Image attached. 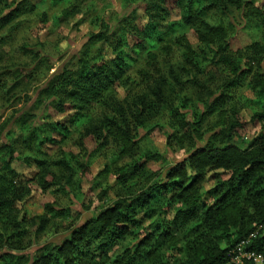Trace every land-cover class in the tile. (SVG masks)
Instances as JSON below:
<instances>
[{
	"label": "trees",
	"instance_id": "obj_1",
	"mask_svg": "<svg viewBox=\"0 0 264 264\" xmlns=\"http://www.w3.org/2000/svg\"><path fill=\"white\" fill-rule=\"evenodd\" d=\"M58 1L61 0L52 3ZM64 2L69 4V0ZM233 8L234 0H151L147 10L156 23L143 28L134 24L131 31H122L112 41L129 47L131 55L123 51L119 54V62L125 64L127 56L130 61L135 57L133 62L139 58L155 59L157 46L167 51L158 61L161 71L130 102L129 114L136 121L135 127L124 119L117 122L111 115L104 119L103 130L96 139L101 148L113 144L117 151L97 177L104 175V179L111 178L125 188L135 186L134 179L144 176L146 162L158 158L155 152L141 149L151 132L163 131L165 121L169 146L178 142L182 149L187 145L188 151L165 174L157 173L152 179L144 177L136 193L118 195L117 200L85 221L65 225L71 211L55 201L42 204L43 213L31 217L21 215L18 206L32 189L41 194L51 190L73 196V186L82 190V180L88 177L92 165L86 168L79 164L78 174L72 165L76 162L73 155L54 159L51 163L61 170L60 179L66 188H55L46 180L47 169L44 175L36 172L32 179H26L13 168V163L23 155H27L25 161L33 163L34 156L27 153L36 146L35 155H47L41 148L52 141L30 125L23 113L8 125L6 136L0 129V140H7L0 143V227L12 229L7 239L0 232V264H226L228 251L260 226L263 231L255 244L257 251L264 254V44L235 47L238 28L232 17ZM69 12L65 11L63 18ZM174 12L177 19L171 20ZM31 17L41 23L48 20L47 13L29 0H0V33L6 34L0 36V99L21 92L23 81L34 77L30 65L33 54L39 55L35 45L40 41L31 44L21 34ZM166 19L171 22L164 27L161 22ZM261 28L264 23L257 22L255 31L264 40ZM244 29L248 30V25ZM96 36L105 39L103 33ZM189 36L195 39L196 49L190 45ZM225 36L230 39L224 40ZM95 38L87 37L73 65L79 66L76 70L89 89L94 87L95 79L88 77L94 78L100 72V56L105 55L97 49L96 62L85 59L91 52L89 41ZM167 39L170 42L166 43ZM12 44L15 47L6 52L4 47ZM110 54L107 51L106 55ZM129 80L133 82L131 76ZM245 82L255 93V98L246 104L252 111L248 122L241 118L231 97ZM213 84L215 92L207 86ZM121 88L125 86H116V91ZM190 90L199 92L192 109L202 110L192 122L181 113L194 103L188 97ZM18 100L17 95L12 102ZM120 111L123 113V109ZM6 112H0V118H5ZM92 119L81 111L73 124L84 127ZM249 123L260 131L242 147L235 143V136L245 131ZM16 130L20 134L13 138ZM131 131L135 132L134 137H130ZM56 132L68 139L72 126L64 128L58 124ZM81 140L91 142L86 137ZM124 158L134 161L120 165ZM189 170L194 174L190 175ZM82 171L86 175H81ZM209 175L214 184L203 194ZM84 195L77 191L75 202L79 203ZM101 195L92 196L91 209L102 200Z\"/></svg>",
	"mask_w": 264,
	"mask_h": 264
},
{
	"label": "clouds",
	"instance_id": "obj_2",
	"mask_svg": "<svg viewBox=\"0 0 264 264\" xmlns=\"http://www.w3.org/2000/svg\"><path fill=\"white\" fill-rule=\"evenodd\" d=\"M150 2L151 0H86L83 6L84 11L77 19H84L89 8L93 9L96 13V24L92 26L89 35L96 38L89 41L91 52L85 59L89 63L96 62L97 49L100 50V53L105 51L111 53L110 55L100 56V72L94 78L88 77L89 79H95L93 88L89 89L86 87L84 77L76 70L79 66L73 67L75 60L70 58L73 54L68 52L61 44L65 33L58 31L50 40H42L35 45L39 50V55L33 54V62L30 65L34 77L23 81V91L0 99V112L7 109L8 115L11 116V120H8L7 117L0 118V129L4 130L5 136L8 125L21 115V112L15 111L16 107L20 106L24 118L29 124L40 129L41 135L48 137L52 141L46 149L47 155H35L38 150L36 146L33 147L31 153L27 154L34 156L32 167L29 171L41 172L44 175V169H47L48 174L44 178L50 181L55 188H66L67 185L60 179L61 170L54 167L51 162L72 144L78 143L79 137L89 139L91 146L84 144L80 140L79 146L75 150L77 153L75 159L86 168L90 165L101 163V157L107 149L99 146V141L96 137L101 135L103 121L109 114L117 122L124 119L125 123L130 124L132 128L135 127L136 121L129 114L130 102L139 91L137 85L140 88L145 87L151 79L155 78V74L161 71V65L158 61L163 57L167 49L157 46L159 51L156 52L155 59L141 60L139 58L138 62H133L135 57H133V61L128 59V56L131 55L129 47L123 42L112 44V41L122 31H131V26L134 24L143 28L156 23L152 20L151 13L147 10V5ZM234 3L236 8L231 9V12L232 17L235 18L234 23H236L237 28L243 29L245 25H248V34L250 36L255 35L256 23H264V0H234ZM92 19V16L87 17L86 27L91 24ZM170 22L169 19H166L161 24L168 25ZM74 23L75 21H72L64 27L71 30V26ZM49 26H51V21H49ZM177 32H179V29H177ZM260 32L264 34V28H261ZM97 33H103L105 39H99L96 36ZM234 34L232 33V35ZM3 35L6 34L0 33V36ZM223 39H230V36H225ZM168 42H170L169 39L166 40V43ZM261 43L264 44V40ZM121 51L128 53V63L126 64L119 62L122 59L119 55ZM130 76L135 80V83L129 80ZM217 76H220L219 72H217ZM120 85L125 86L127 96L117 93L116 86ZM17 95L19 96L17 104H12V101L16 100ZM0 97H3V92H0ZM5 100H7V103L4 102ZM9 104H12L11 108L8 107ZM121 109H123V113L120 111ZM81 111L88 113L93 118L92 122L84 127L73 124V121L76 120ZM132 111H138V109H132ZM96 117H99V120L95 119ZM125 117L127 118L125 119ZM58 124L64 128L72 126V135L67 141L57 136ZM167 132L168 124L165 121L162 134H167ZM19 134L20 130L14 131L13 138H16ZM105 135L107 134L105 133ZM134 136L135 132L131 131L130 137ZM6 142V139L0 140V143ZM199 146L197 144V147ZM180 147L181 145L173 143L172 148L168 151L178 152ZM183 147L187 152V145H183ZM43 151L41 150V152ZM164 155H167V153H164ZM153 159L156 158L153 157ZM37 161H46L47 163H37ZM172 162L171 160L165 162L161 159L158 166L166 169L167 164ZM111 167L115 171V166ZM189 174L193 175L194 173L189 170ZM81 175H86V173L82 171ZM98 182L102 187L104 175L99 176ZM77 191L82 192L78 186L74 185L72 195L75 196ZM62 198L67 199L68 197L64 196ZM25 199H27L26 196L19 201V205H24ZM29 204H31V201H29ZM28 210L27 205L20 209L21 213ZM22 227H28V225H22ZM11 231L12 229L0 227V232H4V239H7ZM30 231H34V229H30Z\"/></svg>",
	"mask_w": 264,
	"mask_h": 264
},
{
	"label": "rangeland",
	"instance_id": "obj_3",
	"mask_svg": "<svg viewBox=\"0 0 264 264\" xmlns=\"http://www.w3.org/2000/svg\"><path fill=\"white\" fill-rule=\"evenodd\" d=\"M18 0H8L9 3H14ZM31 3L35 4L38 8H42L43 11L47 13L48 20L46 22L41 23L40 20L36 19V17H31L30 22L28 24H25V29L22 30L21 34L29 40L31 44L35 43L37 40L40 42L42 40H50L53 36L57 34L58 31H62L65 33L64 39L61 41V44L67 49L68 52H71L73 55L70 57L74 60V57L79 54V51L81 50L82 45L87 41V37L89 36V33L91 31L92 26L96 24V13L93 9L89 8L88 13L85 14L84 19H77L78 16L81 15V13L84 11L83 6L85 5L86 0H69V4L65 3V0L58 1L56 3H52V0H29ZM69 10V14L67 17H64V12ZM92 16L93 19L91 20V24H87V17ZM177 19V13H172L171 20ZM49 21H51V26H49ZM75 21L74 24L71 26V30H69L67 27H64L65 25L69 24L70 22ZM165 27V25H164ZM236 39H237V46L236 48H245L255 42H261V35L259 32L255 31V35L250 36L248 34V30L243 29H237L236 31ZM188 41L190 45L196 49L197 43L195 39L192 36L188 37ZM15 46L12 44L11 46H5L4 49L7 51H10ZM235 48V49H236ZM107 51L103 52L102 54L106 55ZM172 64L176 65L177 62L175 59H172ZM164 74L166 73V70L163 71ZM182 74V72H181ZM135 83V80L133 79V82ZM209 91L215 92L216 91V85H207ZM24 88V87H23ZM23 88L21 91H23ZM137 88H139V91L136 94L141 93L144 90L143 88H140L139 85H137ZM117 93L120 95L127 96V92H125V88H121L117 90ZM197 91L190 90L188 93V97L194 102L191 103L187 109L181 110V113L186 114V118L188 121H196L195 115L202 112L201 108L198 110H193L192 108L195 107V97L197 96ZM203 95H206V92L202 93ZM184 95V94H183ZM231 97L234 100V106L238 109L240 116L243 120L247 121L250 119L252 115V111L250 108H248L247 101L255 98V93L250 89L247 82L243 84V86H240L239 88L235 89V91L232 92ZM12 104H17L13 103ZM12 104H9L8 107L11 108ZM180 106V104H177V107ZM7 110V109H6ZM15 111L23 113L20 106H17ZM196 111V112H195ZM111 115V114H109ZM5 117L7 119H11L10 115H8V112H6ZM211 122H214V120H211ZM260 128H253L250 123L248 124L245 131L238 133L237 136H235V143L238 145H241L242 147H245L247 143L250 141L251 138L255 134L259 133ZM142 135H145L143 131H141ZM163 131H154L151 132L148 135V138L146 142L144 143L141 151L150 150L153 153L155 152L158 156L157 160L155 161H147L145 164L144 169V176H142L140 179L135 178L134 183H137L135 186L131 188H125L123 186H120L114 182L113 179L107 178L104 179L103 186L101 187L100 183L98 182V173L110 163L111 158L115 155V152L117 151L115 149V145L110 144L107 148V151L103 154L101 157V163L93 164L89 169V175L87 178L82 180V193H84V197L79 200V203H76L74 200V197L70 195L67 199H63L64 195L60 194H54L51 190H49L45 194H41L38 190L32 189V192L27 196V199L24 200V205L28 206V211H24L21 213V215H25L26 217H31L34 215H41L43 213L42 204L49 203V202H56L59 206L69 208L71 211V218L67 220L65 225H69L75 221L78 223H81L94 215V213L98 210H100L102 207L110 204L111 202L117 200L118 195L128 196L130 194H134L137 191V187L140 184V181H144V177H147L149 179H152L157 173L159 175L165 174V172L172 166L173 162H177L180 159H183L186 157V151L185 149H182V146L180 147V150L177 151H168L172 148L173 144L170 143V146L168 144L167 140V134H162ZM72 135V132L70 136ZM59 136V135H57ZM62 137V136H59ZM63 138V137H62ZM64 141H67L68 139H64ZM81 140V137L78 138V143L72 144L69 148L65 149L64 152L58 156L56 159L64 158L65 155H73L74 158L76 157V148L79 146V141ZM84 144L91 146V142L87 141ZM175 144H179L178 142H175ZM203 144V142H202ZM180 145V144H179ZM49 145L42 146L41 150H44V153H47L46 149ZM159 149V151H157ZM164 153H167V155H164ZM27 155L20 156L17 161L13 163V168L23 177L26 179H32L36 173V171H29V169L32 167V163L25 161V157ZM138 157V156H137ZM136 159V158H135ZM163 159L165 162L171 160L173 161L170 164H167L166 169H162L158 166L159 161ZM134 161V159L130 160V158H124L122 161H120V165L131 163ZM80 164L79 161L76 160L75 163H73L74 170L77 171L78 174H80V170L78 169V165ZM212 175H209L207 178V182L204 185L203 194L206 193L207 190L211 189L213 186V181L210 179ZM139 181V182H137ZM142 184V183H141ZM140 184V185H141ZM105 190L104 192H102ZM90 193V194H89ZM102 194V195H101ZM102 196V200L97 203L95 209H91L89 204L91 203L92 196ZM104 196V197H103ZM29 201H31V204H29ZM87 201V203H85ZM24 205H19V210L24 207ZM44 238V237H43ZM44 239L40 240V243H42ZM35 243H38L36 241Z\"/></svg>",
	"mask_w": 264,
	"mask_h": 264
},
{
	"label": "built area",
	"instance_id": "obj_4",
	"mask_svg": "<svg viewBox=\"0 0 264 264\" xmlns=\"http://www.w3.org/2000/svg\"><path fill=\"white\" fill-rule=\"evenodd\" d=\"M263 231L258 227L228 251L226 264H264V254L256 249V240Z\"/></svg>",
	"mask_w": 264,
	"mask_h": 264
}]
</instances>
